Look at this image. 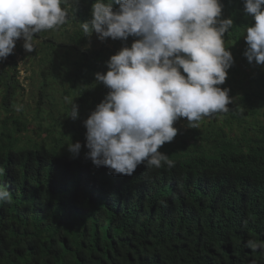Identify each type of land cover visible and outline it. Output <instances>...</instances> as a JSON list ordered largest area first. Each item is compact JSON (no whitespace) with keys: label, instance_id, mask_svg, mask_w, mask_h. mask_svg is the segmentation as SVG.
Masks as SVG:
<instances>
[{"label":"trees","instance_id":"trees-1","mask_svg":"<svg viewBox=\"0 0 264 264\" xmlns=\"http://www.w3.org/2000/svg\"><path fill=\"white\" fill-rule=\"evenodd\" d=\"M95 2L73 0L67 22L38 37L32 119L19 108L16 52L6 58L12 64L0 60V185L11 191L0 202V264H264V249L247 247L264 241V66L244 56L245 26L254 21L243 0H221V19L234 22L224 46L235 63L219 86L230 89L229 111L196 128L180 118L177 136L159 149L173 166L142 164L132 176L85 155L83 122L109 91L95 74L139 39L90 47L96 33L79 23L92 19ZM76 142L73 158L68 145Z\"/></svg>","mask_w":264,"mask_h":264},{"label":"clouds","instance_id":"clouds-1","mask_svg":"<svg viewBox=\"0 0 264 264\" xmlns=\"http://www.w3.org/2000/svg\"><path fill=\"white\" fill-rule=\"evenodd\" d=\"M72 2L0 0V60L13 54L21 38L25 51H34L37 34L67 22ZM243 4L254 21L245 26L244 56L249 64L264 66V0ZM222 10L221 0H96L92 19L79 23L86 35L94 32L102 42L139 39L110 57L106 74H95L109 89L83 122L85 155L95 167L126 176L142 164L147 169L171 167V159L159 149L177 136L176 121L186 118L196 128L203 117L229 111L230 89L219 86L235 63L224 46L234 22L221 19ZM70 118L79 119L75 103ZM81 149L80 142L68 145L73 158ZM10 200L11 191L0 185V202ZM247 247L264 249V241L250 239Z\"/></svg>","mask_w":264,"mask_h":264},{"label":"rangeland","instance_id":"rangeland-1","mask_svg":"<svg viewBox=\"0 0 264 264\" xmlns=\"http://www.w3.org/2000/svg\"><path fill=\"white\" fill-rule=\"evenodd\" d=\"M45 31H47V30H45ZM45 31H42L41 33L37 34V37L34 40L35 49L38 46V41H40V38H38V37H40L43 33H46ZM49 32H50V30H49ZM93 38L94 39L90 38V41H89L90 47H97V48L99 47L100 48L103 45V47L108 46L110 48H113V44L106 43V40L103 42L101 40H99L97 38V34ZM18 42L21 45L23 52L21 55V53L19 52V48L14 49V51L16 52V55H17V61H18V67H19V68L17 67V71L19 72V74H18L19 78H17V79L20 80L25 91L22 92L20 90L17 99L19 102V108L24 109L26 111L28 117L30 119H32V115H33L32 112L35 108V101L37 100V97H35L36 92L33 94V88L31 87L32 72L36 68L33 66L34 62H33L32 57H34L35 55H34V51H32L30 53L25 51V49L23 48V43H24L23 38L19 39L17 41V43ZM6 61H7L8 65L10 63L12 64V61H9V60H6ZM2 67L3 66L0 62V71H1ZM11 68H13V67H11ZM6 69H7V67H6ZM1 90H2V87H0V105H2V103H3V95L1 94L2 93ZM4 116H5V112L2 109H0V121L3 119ZM206 119L209 120L210 116H206ZM180 122L184 123L181 120H180ZM32 124H34L33 128H35L36 127L35 123H32ZM31 134L35 139L40 140V137L35 135L33 132Z\"/></svg>","mask_w":264,"mask_h":264},{"label":"built area","instance_id":"built-area-1","mask_svg":"<svg viewBox=\"0 0 264 264\" xmlns=\"http://www.w3.org/2000/svg\"><path fill=\"white\" fill-rule=\"evenodd\" d=\"M15 49H16V47H15Z\"/></svg>","mask_w":264,"mask_h":264}]
</instances>
